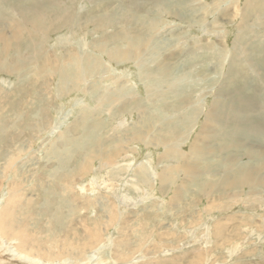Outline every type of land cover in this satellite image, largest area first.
Here are the masks:
<instances>
[{"label":"rangeland","instance_id":"1","mask_svg":"<svg viewBox=\"0 0 264 264\" xmlns=\"http://www.w3.org/2000/svg\"><path fill=\"white\" fill-rule=\"evenodd\" d=\"M262 10L264 0H0V244L11 262L264 264ZM184 160L194 172L173 169Z\"/></svg>","mask_w":264,"mask_h":264},{"label":"bare ground","instance_id":"2","mask_svg":"<svg viewBox=\"0 0 264 264\" xmlns=\"http://www.w3.org/2000/svg\"><path fill=\"white\" fill-rule=\"evenodd\" d=\"M19 21H21V19H18ZM10 24H12V22H7V26H10ZM13 25V24H12ZM11 25V26H12ZM10 26V27H11ZM28 26V25H27ZM14 27H15V25H14ZM22 27V26H21ZM18 28V27H17ZM20 28V27H19ZM13 30H14V28H12ZM17 30V29H16ZM10 32V31H9ZM14 33V36L15 37H18L19 36V32L17 31V32H13ZM0 36L1 37H3L4 39H5V35L3 36V34L2 33H0ZM21 36V35H20ZM19 38V37H18ZM15 39V38H14ZM19 39H21V38H19ZM11 39H9V41H10ZM2 41V40H1ZM31 41V40H30ZM7 44H8V42H6ZM10 43V42H9ZM36 43V42H35ZM6 44V45H7ZM7 48V47H6ZM8 50V49H7ZM42 60H43V58H42ZM45 60L47 61V56L45 57ZM55 62H53L52 64H54ZM46 66V65H45ZM8 67V66H7ZM6 68V67H5ZM42 68V65H40V69ZM45 68V67H44ZM10 69H11V67H10ZM39 72H40V70H39ZM3 75V74H2ZM41 76V75H40ZM185 126H187V123H185ZM200 148L201 147H199V146H196L195 148H194V150L193 151H191L190 152V159L197 153V152H199V150H200ZM204 150H202L201 152H203ZM211 150L210 149H208V152H210ZM250 153H252V154H254V155H256V151H251ZM170 154V153H169ZM173 154V153H172ZM166 155V154H165ZM167 155H168V153H167ZM177 155V154H176ZM184 155V154H183ZM185 160H187V159H185ZM185 160H184V162L182 161V163L181 164H177V165H175L174 166V168H175V171H176V169H178V166H185L186 167V169H185V172L186 173H188V172H194L193 170H194V164H192V163H185ZM161 161V160H160ZM190 161V160H189ZM246 165V164H245ZM177 166V167H176ZM255 167V166H254ZM197 168V167H196ZM255 168H257V167H255ZM249 169H251L250 167L248 168V170ZM174 171V172H175ZM230 171V170H229ZM166 172V171H165ZM255 171H252L251 173H250V175L249 176H251L253 173H254ZM163 175L160 177V180L165 184V183H168V178L166 177V175H165V173H162ZM239 174L241 175V174H243V172L242 171H240L239 172ZM238 174V175H239ZM249 176H248V178H249ZM171 177H169V179H170ZM247 178V179H248ZM191 179V178H190ZM247 179H245V181H247ZM167 180V181H166ZM219 182H221V181H219ZM161 183V182H160ZM215 184V183H214ZM223 184H225V183H223ZM167 185V184H166ZM215 187V186H214ZM244 189H246V188H244ZM5 215V214H4ZM4 217V216H3ZM12 220V219H11ZM230 226V225H229ZM219 229V228H218ZM169 230V229H168ZM166 239V238H165ZM155 240V239H154ZM4 242V241H3ZM3 245H5V244H0V251L1 250H3V249H5L1 254H0V264H16V263H13V262H11V257L13 258L14 257V254H13V251H11V248H10V246H6V247H2ZM6 245H8V244H6ZM26 247H27V245H25ZM188 252V251H187ZM25 257V256H24ZM90 257V256H89ZM15 258V257H14ZM40 258V257H39ZM195 258V257H194ZM39 260V259H38ZM42 260V259H41ZM43 261H45V260H43ZM41 262V261H40ZM42 263V262H41ZM59 263V262H58ZM17 264H35V263H33V262H31V261H27V260H21L20 262H18ZM44 264V263H43Z\"/></svg>","mask_w":264,"mask_h":264},{"label":"crops","instance_id":"3","mask_svg":"<svg viewBox=\"0 0 264 264\" xmlns=\"http://www.w3.org/2000/svg\"><path fill=\"white\" fill-rule=\"evenodd\" d=\"M263 11V14H264V10H262ZM264 16V15H263ZM263 21H264V17H263ZM220 64H221V60H219V67H220ZM135 84H134V82H132V86H134ZM124 90H129L128 88H124ZM120 94V93H119ZM189 94V89H188V92H187V95ZM120 114L122 115V119H121V121H120V123H122L123 124V116L125 115V111L124 110H122L121 109V112H120ZM119 123V124H120ZM120 127V126H119ZM177 135V132L175 131V132H173L172 134H169V136H170V140L171 141H173V140H176V139H181L182 138V136H176ZM109 139H111V138H109ZM108 155H113V154H108ZM107 155V156H108ZM105 159H107V160H109L108 159V157H106ZM161 162H163L162 160L160 161V160H158V163H161ZM145 163L146 164H148V161L147 160H145ZM157 163V164H158ZM173 169H175L174 167H173ZM177 172H178V170H176ZM151 173L152 172H154V171H150ZM161 181V180H160ZM161 184H164V183H161Z\"/></svg>","mask_w":264,"mask_h":264}]
</instances>
